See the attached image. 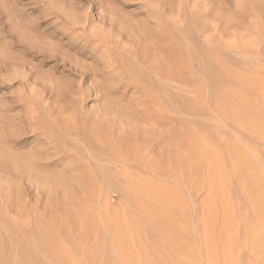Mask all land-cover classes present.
I'll return each instance as SVG.
<instances>
[{"label":"rangeland","instance_id":"rangeland-1","mask_svg":"<svg viewBox=\"0 0 264 264\" xmlns=\"http://www.w3.org/2000/svg\"><path fill=\"white\" fill-rule=\"evenodd\" d=\"M0 264H264V0H0Z\"/></svg>","mask_w":264,"mask_h":264}]
</instances>
